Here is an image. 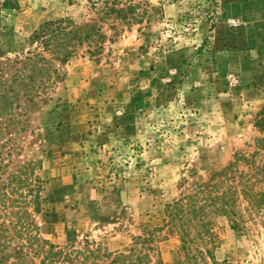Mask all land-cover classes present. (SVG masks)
Wrapping results in <instances>:
<instances>
[{
  "label": "rangeland",
  "instance_id": "rangeland-1",
  "mask_svg": "<svg viewBox=\"0 0 264 264\" xmlns=\"http://www.w3.org/2000/svg\"><path fill=\"white\" fill-rule=\"evenodd\" d=\"M14 1L19 7L0 17V60L33 52L34 34L48 22L98 21L106 0ZM120 2L142 21L99 20L102 50L90 56L93 46L76 47L68 63L56 64L58 80L15 138L0 183L34 162L40 213L30 202L35 185L6 187L0 222L31 216L59 249L71 246L73 232L76 247L88 240L110 254L105 264L120 254L132 264H264V206L238 194V231L234 217L211 209L187 222L197 185L241 156L251 162L232 168L236 184L264 166V0ZM221 181V189L231 184ZM252 183L264 193V173ZM179 201L185 228L169 213Z\"/></svg>",
  "mask_w": 264,
  "mask_h": 264
},
{
  "label": "trees",
  "instance_id": "trees-1",
  "mask_svg": "<svg viewBox=\"0 0 264 264\" xmlns=\"http://www.w3.org/2000/svg\"><path fill=\"white\" fill-rule=\"evenodd\" d=\"M102 4L101 13L104 17L127 25L142 21L139 19L140 16L135 14L136 7L132 4L126 8L119 7L120 0H106ZM18 7V3L14 0H6L1 4L0 17L2 13H8ZM104 17H100L99 20L104 21ZM99 20L83 24L72 20L48 22L34 34L33 44L36 43L37 48L33 52L15 61L0 60V178L10 164H13L12 158L16 155L15 138L27 131L30 122L29 114L38 108V100L45 95L49 85L54 84L59 78L56 64L68 63L77 53L76 47L93 46L95 50L89 48L87 52L90 56L102 50V44L107 36ZM47 55L50 58H47ZM17 150H20L19 147ZM241 159L251 162L241 156L236 164ZM35 165L34 162L20 165L14 173L9 175L8 183H0L1 206L5 208V200L10 194L9 191L3 193L1 190L11 187L13 191H16L35 185L34 189L29 190L33 197L30 202H33L34 211L40 213L43 197L41 181L34 174ZM235 165H230L223 172L214 174L208 183L197 185L193 189V193L187 198L191 213L187 222L191 221V218L193 221H201L211 209L214 213L234 217L235 220L230 218L232 227L238 231L241 226L233 208L237 203L238 194L254 202L258 208L264 206V193L254 192L252 183L255 176L264 173V166L257 169L259 172L253 175L242 172L239 178L243 180L236 184L237 178L232 175L236 173L232 169ZM221 180L231 184L221 189ZM169 208L172 222L184 227L186 221L180 215L184 210V204L179 201ZM202 212L203 215H201ZM183 227L182 243L186 247L191 240ZM204 229L200 237L208 234L206 223ZM75 237L73 232H69L67 244L71 246L59 249L41 238L37 223L31 216H25L24 220L20 219L16 224H8L3 220L0 222V264H105L101 262V259L111 256L98 246L95 248V243L88 240L83 246L80 245L81 248L76 247ZM126 259L128 260V256L120 254L109 264H116L119 261L123 264H132L129 261L126 263Z\"/></svg>",
  "mask_w": 264,
  "mask_h": 264
}]
</instances>
